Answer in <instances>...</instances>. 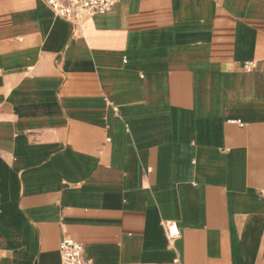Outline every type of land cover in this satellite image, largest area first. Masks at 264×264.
I'll return each instance as SVG.
<instances>
[{"label":"crops","instance_id":"crops-1","mask_svg":"<svg viewBox=\"0 0 264 264\" xmlns=\"http://www.w3.org/2000/svg\"><path fill=\"white\" fill-rule=\"evenodd\" d=\"M64 235L87 264H264V0H0V264H66Z\"/></svg>","mask_w":264,"mask_h":264},{"label":"built area","instance_id":"built-area-1","mask_svg":"<svg viewBox=\"0 0 264 264\" xmlns=\"http://www.w3.org/2000/svg\"><path fill=\"white\" fill-rule=\"evenodd\" d=\"M53 13L64 19L80 22L83 18L97 13H104L120 0H43ZM245 67L253 66L248 62ZM115 109V108H114ZM167 239L174 241L180 236L177 225L171 221L163 222ZM62 261L66 264H87L83 257V247L80 242L64 235L59 244Z\"/></svg>","mask_w":264,"mask_h":264}]
</instances>
